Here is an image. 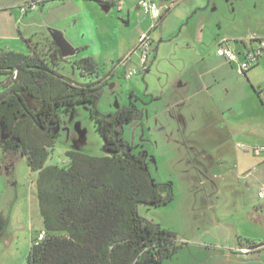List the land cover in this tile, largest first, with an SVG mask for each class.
Masks as SVG:
<instances>
[{
    "label": "rangeland",
    "instance_id": "374dc122",
    "mask_svg": "<svg viewBox=\"0 0 264 264\" xmlns=\"http://www.w3.org/2000/svg\"><path fill=\"white\" fill-rule=\"evenodd\" d=\"M138 1L123 0L121 11H104L94 1H54L21 15L19 6L25 0H0L4 8L0 22L15 26L18 38L10 42L11 50L35 52L48 62L54 55L52 68L75 85L89 79L82 77L74 62L94 60L99 70L93 80L106 79L98 90L99 114H114L129 108L131 102L142 114L123 127L122 137L135 154L146 152L149 173L157 183L172 186L169 203L137 207L141 218L176 236L180 248L160 264H264V246L249 249L254 238L264 234V197L258 195L264 190V55L246 76L237 73V64L231 67L222 58L223 79L176 105L178 94L195 95L201 84L194 79L187 84L191 72L203 70L206 84L220 75L209 72L208 61L190 71L188 62V71L180 67L177 57L192 61L188 53L192 47L190 51L184 47V34L174 35L183 13L180 7L193 3L205 7L201 14L207 19L206 35L210 30L217 42L231 40L230 36L246 43L252 37L264 40V0H168L167 5L174 8L162 22L136 10ZM156 2L162 13L166 3ZM54 31L77 53L62 61L54 50ZM147 33L152 44L144 73L134 49ZM22 39H30L29 48ZM205 44L202 49L212 43ZM180 81L183 85L178 89ZM26 102L35 110V101L26 98ZM89 108L82 104L61 113L46 166L65 167L67 151L108 156ZM37 179L38 173L30 170L22 153L8 159L0 149V264H26L31 244L43 231Z\"/></svg>",
    "mask_w": 264,
    "mask_h": 264
},
{
    "label": "trees",
    "instance_id": "16d2710c",
    "mask_svg": "<svg viewBox=\"0 0 264 264\" xmlns=\"http://www.w3.org/2000/svg\"><path fill=\"white\" fill-rule=\"evenodd\" d=\"M54 1L69 0L26 3L33 2L37 9ZM86 1L115 8L113 0ZM53 57L48 62L35 52L0 50V149L8 159L22 153L30 170L38 173L42 239L31 244L26 264H160L180 248L176 236L141 218L137 207L169 203L172 186L157 183L149 173L146 152L135 154L122 137L123 127L136 120L138 112L132 105L99 114L100 87L93 80L97 64L91 58L75 61L82 77L89 79L75 85L52 68ZM26 98L36 102L35 110ZM82 104L90 106V119L108 156L67 151L65 167L46 166L61 113ZM256 247L252 242L249 249Z\"/></svg>",
    "mask_w": 264,
    "mask_h": 264
},
{
    "label": "crops",
    "instance_id": "0c3cea01",
    "mask_svg": "<svg viewBox=\"0 0 264 264\" xmlns=\"http://www.w3.org/2000/svg\"><path fill=\"white\" fill-rule=\"evenodd\" d=\"M26 1L27 0H25V2L22 5L19 6V11H20L21 15H26L28 12H30V11H28L26 13L21 12V7L26 3ZM167 1L168 0H164V3H166ZM138 2L135 5V9L136 10H139ZM206 3H207L206 5H209L208 1ZM192 4L190 5V7H188V5H186V4H184L182 6V8L177 5L178 7H180L181 12H183V13H180V16H179V23L180 24H178L179 25L178 26V33L174 34V35L176 37H178V35L184 34V36H183L184 47L185 48L187 47L186 48L187 51H190V48L192 47V51L188 52V53H190L189 58H191L192 61H189L188 58L186 59L183 56L179 55L177 57V62H179L181 64L180 67H185V70H187V66H189V65H187V62H188L190 64V66L188 67L189 71H190V67H192L193 69H194V67L198 68V66L199 67L203 66L208 61L207 64H209V65L207 67H209V69H210L209 72H211V74L217 73L220 76L216 75L214 77V80L211 81L210 84L208 83L209 84L208 85V84H206V82L205 83L203 82V75H204L203 70L201 71L200 69H198V71H196V72L194 70V72L190 73V74H192V77H188L186 82L188 84L189 83L188 81L190 79H194L195 81H200L201 82L199 88H197L196 94L195 95L191 94V93H186L184 95L178 94V98L175 101L176 105L186 103V101L183 99L184 97L187 100H192V98H194V96H197L198 94H200L202 92V90H206L207 91V90L210 89V87L214 86L215 84L217 85L219 83V81H221L223 79L222 78V74H220V72H219V68L223 64L222 60L225 61L226 63L230 64L231 67H234L236 65L235 63H229L228 61H226L225 59H222V57H219L216 54L217 49L222 44L229 45L230 48L238 56L243 57V54L248 49H250L251 47L252 48L255 47L254 44L257 43V41H261V39H257V38L252 37L248 41V43L243 42V41H239L238 42L237 40H235L234 36H230V37H232L231 40H229L230 39L229 38V39H224V40H221V41L217 42V36H214L213 32H211L210 30H209V34L206 35L207 32H206L205 28L207 27V19L204 18L205 16L201 14L205 10V7L201 6V4H193V5ZM173 6L171 7V5H167V3L162 5V10L163 11H162V13H161V15L159 17L160 22L163 21L164 17L167 14L171 13L172 9L174 8ZM122 9H123V7H122ZM35 10H31V11H35ZM3 11H4V8H0V13H4ZM4 16H6V15H4ZM6 19L10 22V19L8 17ZM213 28H214V24H213ZM15 30H16L15 26L14 25L12 26L11 23L9 24L8 22H3V21L0 22V50L13 51V50L10 49V47H11L10 42L14 41V40H16L18 38L17 36H15V32H14ZM207 30H208V27H207ZM169 35H170V33H169ZM174 35L169 37V40H168L169 42H171L174 39V37H175ZM145 36L147 37V41L149 42V44H152V40L150 38V34L149 33H147L146 35H142L139 38V40H141ZM212 37H214V38H212ZM22 40L26 44L25 41L26 40H30V39H22ZM208 40H210V43H212L213 45L210 44V46L208 48L206 47V49H202L203 43L207 44ZM162 41H163V39L160 38L159 42H162ZM206 44H205V46H207ZM138 45H139V43H138ZM26 46H28V48H29V45L26 44ZM137 47L138 46H136V48L134 49V52L135 51L139 52ZM214 47H215V53L213 51ZM157 49H158L157 46L153 48L154 56H156V54H157V51H158ZM13 52H15V51H13ZM139 54H140V52H139ZM186 55H187V53H186ZM263 55L261 56V58L263 57ZM147 59H148V57H147ZM147 59H146V61H147ZM211 59H213V61H211ZM146 61L142 64L141 58H140L141 70L144 73L148 72V69L146 68ZM176 67H177V65H176ZM251 68L249 70H251ZM194 74L198 75V76H193ZM243 76H245V74ZM181 83L182 82L180 81L179 84H178V89L181 88L180 87ZM182 85H183V83H182ZM258 195H259V193H258ZM259 198H261V197H259ZM256 237H258V238H254L255 240H253L254 241L253 243L257 247L255 249H253V251L261 250L260 248H262L264 246L263 245L264 244V234H259V236H256ZM243 250H245V249H243Z\"/></svg>",
    "mask_w": 264,
    "mask_h": 264
},
{
    "label": "built area",
    "instance_id": "2783aa9c",
    "mask_svg": "<svg viewBox=\"0 0 264 264\" xmlns=\"http://www.w3.org/2000/svg\"><path fill=\"white\" fill-rule=\"evenodd\" d=\"M115 8L120 11L123 7V0H113ZM139 10L146 15L154 18H159L161 15V9L156 2V0H140L138 2ZM35 10V5L33 2L25 3L21 7V12L26 13L28 11ZM149 42L147 41V37H143L139 41V45L137 49L140 52V58L142 64L146 61L149 51ZM216 54L219 57H222L229 63H235L238 65L237 73L239 75H244L251 67L258 63L261 56L264 54V41H257V45L255 47H251L243 54V59L239 60L238 55L230 48L227 44H222L216 51ZM131 74H128L130 76ZM264 151V148L261 149ZM260 149H256L255 153L259 154ZM259 197H264V190L259 191ZM39 239H42V235H39ZM247 252V249L243 250Z\"/></svg>",
    "mask_w": 264,
    "mask_h": 264
},
{
    "label": "water",
    "instance_id": "95a60500",
    "mask_svg": "<svg viewBox=\"0 0 264 264\" xmlns=\"http://www.w3.org/2000/svg\"><path fill=\"white\" fill-rule=\"evenodd\" d=\"M104 11H108V8H102ZM52 40L55 46L59 49L62 57L67 58L75 54V49L64 39L62 34L58 31H54L51 34Z\"/></svg>",
    "mask_w": 264,
    "mask_h": 264
},
{
    "label": "flooded vegetation",
    "instance_id": "af4514ba",
    "mask_svg": "<svg viewBox=\"0 0 264 264\" xmlns=\"http://www.w3.org/2000/svg\"><path fill=\"white\" fill-rule=\"evenodd\" d=\"M106 79H104V78H101V79H99V81H98V85H99V87H100V85H101V83H104V81H105ZM132 97H133V95H132ZM132 97H130V98H132ZM132 105H133V109H135L136 111H137V109H136V107L134 106V104L131 102V104H130V106H129V108H131L132 107ZM138 112V116H137V118H136V120H139V119H141L142 118V114L139 112V111H137ZM135 121V120H134ZM47 131V130H46Z\"/></svg>",
    "mask_w": 264,
    "mask_h": 264
}]
</instances>
